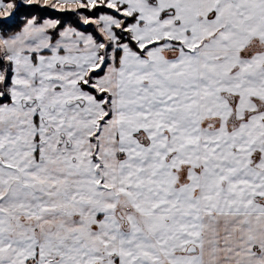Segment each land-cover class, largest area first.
<instances>
[{"label": "snow or ice", "instance_id": "obj_1", "mask_svg": "<svg viewBox=\"0 0 264 264\" xmlns=\"http://www.w3.org/2000/svg\"><path fill=\"white\" fill-rule=\"evenodd\" d=\"M0 264H264V0H0Z\"/></svg>", "mask_w": 264, "mask_h": 264}]
</instances>
